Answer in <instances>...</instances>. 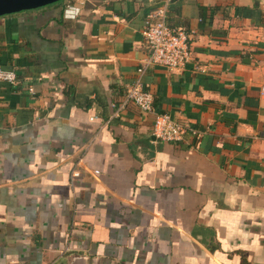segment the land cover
Wrapping results in <instances>:
<instances>
[{"label": "crops", "instance_id": "obj_1", "mask_svg": "<svg viewBox=\"0 0 264 264\" xmlns=\"http://www.w3.org/2000/svg\"><path fill=\"white\" fill-rule=\"evenodd\" d=\"M166 1L0 17V264H264V0H171L190 60L139 77L144 113L125 91ZM161 113L196 134L155 139Z\"/></svg>", "mask_w": 264, "mask_h": 264}, {"label": "built area", "instance_id": "obj_2", "mask_svg": "<svg viewBox=\"0 0 264 264\" xmlns=\"http://www.w3.org/2000/svg\"><path fill=\"white\" fill-rule=\"evenodd\" d=\"M170 2L171 0H167L162 6L146 16L143 22L142 35L149 44V54L136 70L138 78L125 91V101L135 104L144 113L153 111V94L144 89L139 77L152 67L180 70L190 60V33L182 27L173 26L167 22ZM77 15V7L68 5L64 9V18L66 19L75 18ZM0 82L13 86L19 82L18 75L14 70L4 69L0 66ZM28 90L33 93L32 88ZM260 95L264 98V85L260 87ZM187 133L196 134V131L173 121L165 113L155 115L152 130L155 139L164 142H181ZM97 173L95 171V174ZM77 174L76 170L72 171V176Z\"/></svg>", "mask_w": 264, "mask_h": 264}, {"label": "water", "instance_id": "obj_3", "mask_svg": "<svg viewBox=\"0 0 264 264\" xmlns=\"http://www.w3.org/2000/svg\"><path fill=\"white\" fill-rule=\"evenodd\" d=\"M68 0H0V17L34 11Z\"/></svg>", "mask_w": 264, "mask_h": 264}]
</instances>
